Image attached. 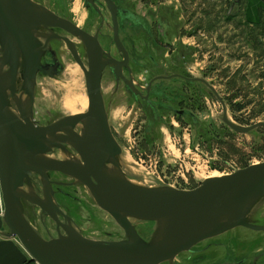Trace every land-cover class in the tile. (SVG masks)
Returning a JSON list of instances; mask_svg holds the SVG:
<instances>
[{"label":"water","instance_id":"95a60500","mask_svg":"<svg viewBox=\"0 0 264 264\" xmlns=\"http://www.w3.org/2000/svg\"><path fill=\"white\" fill-rule=\"evenodd\" d=\"M86 1L95 6L93 0ZM103 1L111 14L113 41L123 52L122 63L109 54L102 56L97 34L88 33L42 1L0 0V194L7 229L2 234L15 237L37 264H175L179 255L235 228L264 232L257 219L264 205V161L207 177L190 189L130 168L111 130L109 103L101 87L103 70L110 67L116 81L123 80L135 97L142 93L121 71L127 55L118 40L116 14L122 10L112 0ZM52 39L62 42L82 70L87 107L39 125L33 112L37 73L48 77L61 73L58 59L50 65L41 63ZM79 46L87 66L79 57ZM143 98L152 106L147 95ZM188 114L195 123V116ZM220 119L241 134L264 127V122L242 126L230 121L223 103ZM46 139L55 143V150L42 144ZM53 171L84 189L94 205L122 229L123 237L85 236L56 202L57 190L49 179ZM135 178L151 179L155 185L139 184ZM37 210L47 237L33 223ZM47 220L54 225V235Z\"/></svg>","mask_w":264,"mask_h":264},{"label":"rangeland","instance_id":"374dc122","mask_svg":"<svg viewBox=\"0 0 264 264\" xmlns=\"http://www.w3.org/2000/svg\"><path fill=\"white\" fill-rule=\"evenodd\" d=\"M40 1L58 14L72 20L79 27L85 26L88 12L82 0ZM140 10L138 8L139 13H141ZM216 48L221 49L219 51L221 54L217 52L216 56L204 55L203 64L207 65V62L216 64L217 61L216 67L223 70L226 64L223 59L224 54H227V47L219 45ZM215 57H217L216 61L213 59ZM72 63L68 64L67 67L70 68H64L63 73L61 72L58 77H39L34 103L37 120L46 119V111L68 114L80 113L85 110L87 96L84 77L83 74H80L82 70L76 63L73 64L78 66H76L77 70L73 71ZM227 66L236 71L234 75L238 73L231 89L238 92L240 101L245 104L249 103L242 110L230 107V102L226 103L228 119L242 126L259 121L264 122V53L253 51L251 45L248 59L240 63L230 62ZM221 74L218 78H224ZM216 81L220 85H217L216 89L224 98L227 87L219 79L216 78ZM111 85L112 83L106 81L105 93L110 92ZM122 99L120 95L117 96V105L111 106L110 125L123 153L129 159L130 168L138 174L142 173L148 177L150 173L159 181L181 189H190L213 174L224 175L248 164L264 161V127L256 128L248 134L232 131L221 121L222 105L213 95L201 97L200 102L203 107L193 110L197 115L195 125L189 118L182 119L171 110L164 109V119L167 123L160 122L154 132L147 128L148 114L146 110H143L139 105L135 107L133 104H125ZM168 116L171 117L170 120ZM134 163L137 164V168ZM135 180L145 185H155V182L148 178H136ZM67 190L73 198H67L64 206L75 225L81 229L85 236L103 240H116L123 237L122 229L107 213L94 205L84 189L73 186ZM2 213L3 206L0 213V229L7 231L2 221ZM40 214L41 211L37 210L36 217H33L32 220L41 233L47 237L39 219ZM46 225L49 228L50 222L46 221ZM50 228L53 227L50 226ZM51 229L49 230L54 235L55 233ZM227 235H232L237 238V241L240 239L243 244H246L257 234L255 231L239 227L215 238H223ZM258 235L264 236V232L258 233ZM208 242L209 240L198 245ZM214 250L211 248L208 250L207 255L211 254V256L202 263L210 264L220 260L219 254H212ZM220 254L223 252L221 251Z\"/></svg>","mask_w":264,"mask_h":264},{"label":"flooded vegetation","instance_id":"af4514ba","mask_svg":"<svg viewBox=\"0 0 264 264\" xmlns=\"http://www.w3.org/2000/svg\"><path fill=\"white\" fill-rule=\"evenodd\" d=\"M82 1L86 5L85 9L88 12V17L85 26L81 28L92 35L97 34V40L103 50L102 56L104 58L106 57V53L119 63H122L124 60L123 52L118 50L117 45L113 41L114 31L112 19L106 4L103 0H93V4L95 6L86 0ZM112 1L116 4L117 8L122 10V12H117L116 14L117 36L121 46L126 52V64L128 67H126V64L122 65L121 71L123 77L127 80H130V78L133 80V84L142 93V95L140 97H135L128 89L125 82L121 79L117 82L116 76L113 74L111 68L105 67L101 76V87L103 89L102 91L105 100L109 103V113L111 106L113 104L117 105V96L120 95L123 98V103H128L130 105L133 104L135 107L139 105V107L143 110H146V113L148 114V118L146 119L148 123L147 128L149 131L154 132V129L160 122L167 123L164 119V109L171 110L182 119L186 120L189 118L190 121L193 122L192 117L188 114V112H190L197 120V115L193 110H199L203 107L200 102L201 97L203 96L205 97L209 95L211 97V95H213L221 103V105L222 103L224 104L225 108L226 103L228 104V102H230V107H235L239 110H242L249 105L248 102L245 104L243 101H240L238 92L233 91L230 87L236 80V77L234 79H228L225 75H223L224 78H218L221 71L222 74H224V71L219 68L217 69V61L214 58L213 59L216 61V64L207 62V65H204V54L203 51H200L201 48H199V51L196 54L197 51L195 52L193 47H188L183 44L184 36L195 33V30L191 28L187 31L184 30V26L190 24L191 17L188 18L187 21L184 19V21L180 20L182 19L180 16L176 17L175 20H178V22L180 20L181 23L183 22V25L186 22L187 24L182 27V29L178 32V35L174 37L172 41L164 36L163 26L164 24L168 25V21L163 19L162 14L164 11L167 12L169 10L175 11V14L178 15L182 14V9L179 5L175 6V4H173L171 8H169L166 4L167 0ZM212 1L217 2V0ZM249 1L252 0H225V13L232 15L238 11L241 12L242 8H245L249 4ZM173 2L178 3V1L175 0ZM255 2L258 7L264 10V0H256ZM138 5L141 6V13L138 11ZM244 17L246 20H252V14L250 13H244L242 18L244 19ZM174 18L175 16L173 15L169 17V19L173 20ZM260 25H262L259 27L262 31L259 30L261 34L256 38L257 41H255V38L254 40L252 38L254 37L252 36L253 32H250L247 36L245 34L233 32L234 35L237 36H235L232 40L234 42L232 45L235 49L232 50V53L228 52L231 60L234 59L239 63L244 62V60L248 59L250 55L251 45L253 51H257L254 48L256 46L258 50H261V52L257 51L258 53H264V26L263 24ZM173 26H176V24H173ZM89 27L91 28L89 29ZM43 30L44 29H41V31ZM56 33L62 36L66 35L62 31H56ZM197 34L206 38V35L203 32L197 30ZM74 41L78 43L76 40ZM56 43H58L64 50V45L60 40L52 39L47 48H45L41 63L43 65H50L55 62L54 60L58 59L60 61L62 72L64 68L63 62L57 53ZM223 45L224 44H221L220 46L222 47ZM208 48L207 49L210 54L209 56H216L217 52L221 54V52H219L221 49H217L216 45L209 46ZM77 49L81 61L85 66H87V58L83 47L79 46ZM64 51L69 54L66 50ZM69 56V59L75 63L71 54H69ZM221 67L223 66L221 65ZM41 76L48 77L39 72L37 73L36 83ZM216 78L219 79L220 82L225 83L227 90L229 88L231 89H229V91L226 90V96L224 98L220 96L216 89L217 85H219L217 84L218 82L216 81ZM106 81L112 83L109 93H105L104 91ZM212 89L217 92L219 99ZM145 95L148 96L151 104L153 103L152 106L149 105L146 99L143 98ZM34 105L33 112L35 118ZM174 110L185 112L183 115H180ZM46 114V119L43 121L35 118L39 125L47 124L65 115L61 113L56 114L54 111H46ZM168 118L169 120L171 119L169 116ZM113 135L117 140L114 132ZM49 179L53 183V188L57 190L55 199L58 206L66 214H68V211L64 206V202L67 198H73L67 190L68 188L73 187V185L70 184L71 180L67 176L54 171L50 172ZM257 219L260 225H264V209L259 214ZM50 226L54 227L51 223ZM50 226L49 229H51ZM51 230H54V228ZM255 232L257 235H255V237L249 240L246 244H243L240 239L237 241V238L232 235L209 240L208 243L197 245L193 252L184 253L176 257L175 264H201L210 258L211 254L207 255L210 248L212 250L215 249L212 251V254H219L220 257V260L210 264H264V236L258 235V233H262L263 231ZM221 251L223 254H220Z\"/></svg>","mask_w":264,"mask_h":264},{"label":"crops","instance_id":"0c3cea01","mask_svg":"<svg viewBox=\"0 0 264 264\" xmlns=\"http://www.w3.org/2000/svg\"><path fill=\"white\" fill-rule=\"evenodd\" d=\"M173 1L174 0H167V6L171 8L173 4H175V6L179 5L182 9V14L178 15L175 14V11L170 10L167 12L164 11L165 13L163 12V19L168 21V25H162L164 29V36L172 41L174 37L178 35V32L182 29V27L187 24L186 22L183 25V22L181 23L180 20L187 21V19L191 17L190 24L184 26V30L187 31L191 28L195 30V33L184 36L183 44L188 47H193L195 52L197 51L196 54L198 53L199 48H201L200 51H203L204 55H209L208 46H218L221 44L226 45L227 54H224V57L226 58H224L225 60L223 59L224 62L226 61V66L229 65L230 62L233 63L236 61L234 59L231 60L229 58L230 55H228V52L232 53V50L235 49L232 45L234 44L232 40L237 35H234L233 32L245 34L246 36L247 34H250V32H253L252 36L254 37L252 38L253 40L255 38V41H257L256 38L261 34L260 31H262L259 28L262 26L260 24H263L264 26V10L258 7L255 2L256 0L249 1V4L245 8L243 7L241 12H234L235 14L232 15L225 13V0H217V2L212 0H175L178 1V3ZM138 8L141 9V6L138 5ZM244 13L252 14V20H246L245 17L243 19L242 17ZM171 15L175 16L174 20L169 19ZM178 16L182 18L179 22L178 20H175ZM173 24H176V26H173ZM197 30L205 33L206 38L197 34ZM254 48L258 52H261V50H258L256 46ZM214 59L217 60V57ZM223 71L224 74L222 75H225L228 79H234L238 75V73L233 75L234 70L232 67L227 66L223 69ZM230 87H233V84ZM2 231L7 232L0 229V264H37L30 259L27 252L23 249L15 237H6L2 234Z\"/></svg>","mask_w":264,"mask_h":264},{"label":"bare ground","instance_id":"6f19581e","mask_svg":"<svg viewBox=\"0 0 264 264\" xmlns=\"http://www.w3.org/2000/svg\"><path fill=\"white\" fill-rule=\"evenodd\" d=\"M39 30H41V29H43L42 27H39L38 28ZM56 48H57V53L59 54V56H60V58H61V60H62V62H63V67L64 68H68L67 67V65L68 64H71L72 63V61L69 59V54L68 53H66L62 48H61V46L58 44V43H56ZM73 64V63H72ZM77 66V65H76ZM76 66L73 64V71H76L77 70V68H76ZM78 67V66H77ZM63 68V69H64ZM70 68V67H69ZM68 68V69H69ZM65 71V70H64ZM63 73V72H62ZM70 73V72H69ZM69 73H67V74H69ZM78 73V72H77ZM77 73H76V75H77ZM65 74V73H64ZM80 74H82V73H80ZM72 75V74H71ZM74 75V74H73ZM62 76H63V74H62ZM81 76V75H80ZM65 77V76H64ZM72 77V76H71ZM69 78V77H68ZM82 78V77H81ZM64 79V78H63ZM83 79V78H82ZM43 87V86H42ZM45 87V86H44ZM45 90V89H44ZM43 90V91H44ZM103 90V89H102ZM42 91V92H43ZM47 93V92H46ZM65 103V102H64ZM87 100L85 101V106L87 107ZM84 106V108H86ZM44 146L46 145L47 147H50L51 149H54L55 148V143L52 141V140H50V139H46V140H44L43 141V143H42ZM127 174V176L129 177L130 175L128 174V173H126ZM27 175H29L30 177H32L33 179H36V177H35V175L33 174V173H28ZM214 176H221V174H213V175H211V176H209V177H214ZM131 177V176H130ZM136 179V178H135ZM139 179V178H138ZM141 179V178H140ZM136 181V180H135ZM137 182V181H136ZM137 183H139V184H142L141 182H137ZM142 185H145V184H142ZM147 186H153V185H147ZM40 211V210H39ZM149 223H145V224H143V226H147Z\"/></svg>","mask_w":264,"mask_h":264},{"label":"built area","instance_id":"2783aa9c","mask_svg":"<svg viewBox=\"0 0 264 264\" xmlns=\"http://www.w3.org/2000/svg\"><path fill=\"white\" fill-rule=\"evenodd\" d=\"M238 169V168H237ZM236 169H234L233 171H235ZM232 171V172H233ZM229 173V172H228ZM228 173H226V174H228ZM230 173H231V171H230ZM186 181V180H185ZM172 185V184H171ZM172 186H174V185H172ZM175 187V186H174ZM176 188H178V187H176ZM181 189V188H180ZM186 189H188V188H186ZM2 201H1V194H0V213H1V211H2Z\"/></svg>","mask_w":264,"mask_h":264},{"label":"trees","instance_id":"16d2710c","mask_svg":"<svg viewBox=\"0 0 264 264\" xmlns=\"http://www.w3.org/2000/svg\"><path fill=\"white\" fill-rule=\"evenodd\" d=\"M196 122H197V121H196ZM196 122H195V123H196ZM192 123H193V122H192ZM193 124H194V123H193ZM194 125H195V124H194Z\"/></svg>","mask_w":264,"mask_h":264}]
</instances>
